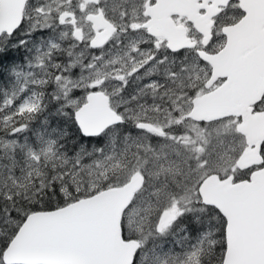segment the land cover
I'll return each instance as SVG.
<instances>
[{"label":"snow or ice","instance_id":"snow-or-ice-1","mask_svg":"<svg viewBox=\"0 0 264 264\" xmlns=\"http://www.w3.org/2000/svg\"><path fill=\"white\" fill-rule=\"evenodd\" d=\"M0 264H264V0H0Z\"/></svg>","mask_w":264,"mask_h":264}]
</instances>
